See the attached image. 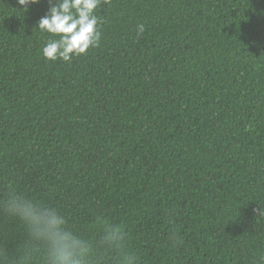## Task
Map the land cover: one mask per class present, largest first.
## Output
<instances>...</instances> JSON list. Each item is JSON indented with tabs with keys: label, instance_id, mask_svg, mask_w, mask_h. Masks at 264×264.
<instances>
[{
	"label": "trees",
	"instance_id": "16d2710c",
	"mask_svg": "<svg viewBox=\"0 0 264 264\" xmlns=\"http://www.w3.org/2000/svg\"><path fill=\"white\" fill-rule=\"evenodd\" d=\"M21 7L0 0V264H48L28 202L81 264H264V0H102L69 62L42 55L48 0Z\"/></svg>",
	"mask_w": 264,
	"mask_h": 264
},
{
	"label": "clouds",
	"instance_id": "9594fccd",
	"mask_svg": "<svg viewBox=\"0 0 264 264\" xmlns=\"http://www.w3.org/2000/svg\"><path fill=\"white\" fill-rule=\"evenodd\" d=\"M40 0H17L26 8L37 4ZM102 0H48L49 7L45 15L38 20V29L50 34V38L42 47V55L46 60H62L69 62L74 56H80L90 47H97L100 42V18L95 10ZM110 3V0H103ZM264 14V9L261 10ZM144 31V25L137 26V33ZM13 215L26 221L32 234L45 240L48 244V264H81L83 248L79 239L66 229V220L55 209H41L39 205L28 202L16 204ZM259 214L264 215V208ZM112 236L123 240L119 225L112 228ZM15 264H24L23 258ZM129 264L131 259L129 258Z\"/></svg>",
	"mask_w": 264,
	"mask_h": 264
}]
</instances>
